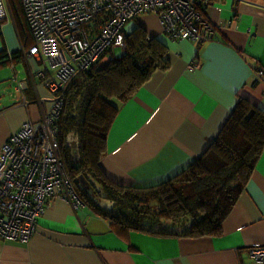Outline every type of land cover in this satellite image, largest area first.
Instances as JSON below:
<instances>
[{
    "label": "crops",
    "instance_id": "crops-1",
    "mask_svg": "<svg viewBox=\"0 0 264 264\" xmlns=\"http://www.w3.org/2000/svg\"><path fill=\"white\" fill-rule=\"evenodd\" d=\"M202 11L217 25L203 43L162 34L153 13L124 24L126 33L141 26L160 39L169 66L154 70L119 104L99 160L109 179L142 186L163 181L201 155L239 98L264 110V78L258 77L264 71V0H211ZM5 25L4 48L21 52ZM45 61L22 56L27 75L17 79L9 101L0 96V147L51 107L52 93L38 74L54 75L55 69ZM107 62L105 57L100 66ZM98 203L109 206L105 199ZM221 228L219 236L199 238L136 231L120 236L89 205L75 208L50 197L28 242L0 239V264H251V250L264 246V147Z\"/></svg>",
    "mask_w": 264,
    "mask_h": 264
},
{
    "label": "trees",
    "instance_id": "trees-1",
    "mask_svg": "<svg viewBox=\"0 0 264 264\" xmlns=\"http://www.w3.org/2000/svg\"><path fill=\"white\" fill-rule=\"evenodd\" d=\"M166 54L167 46L160 39L136 26L125 32L119 58L112 56L104 66L75 75L64 90L57 120L59 154L79 197L106 219L116 234L219 236L222 222L245 188L264 147V110L259 105L239 98L201 155L163 181L124 185L109 179L99 165L119 104L154 70L169 66ZM19 61L20 51L0 50V67H14ZM71 132L77 138V161L67 142ZM79 175L85 176L109 206H101L81 189Z\"/></svg>",
    "mask_w": 264,
    "mask_h": 264
},
{
    "label": "built area",
    "instance_id": "built-area-1",
    "mask_svg": "<svg viewBox=\"0 0 264 264\" xmlns=\"http://www.w3.org/2000/svg\"><path fill=\"white\" fill-rule=\"evenodd\" d=\"M32 44L22 56L45 57L54 75H44L52 105L39 119L22 123L0 147V239L26 243L50 197L77 208L84 202L59 154L57 120L71 79L102 65L108 50L123 47L124 24L139 14L155 13L171 39L203 43L216 23L202 9L209 0H20ZM8 0H0V35L9 20ZM264 78V71H258ZM252 263L264 264V246L251 250Z\"/></svg>",
    "mask_w": 264,
    "mask_h": 264
},
{
    "label": "rangeland",
    "instance_id": "rangeland-1",
    "mask_svg": "<svg viewBox=\"0 0 264 264\" xmlns=\"http://www.w3.org/2000/svg\"><path fill=\"white\" fill-rule=\"evenodd\" d=\"M9 5H10V16H9V20L8 21H4V24L6 28L13 30L14 35H15V43L18 44V47L16 48H22L21 44H20V40L22 41V45L24 46V48L27 50V48L29 47V45L32 44V39L30 37L28 28L26 26V22H25V18H24V14L21 8V5L19 3V0H9ZM151 12H149L148 14H150ZM145 14V13H143ZM154 15H156L155 13H153ZM136 18L130 19L126 25L125 28H127V25L130 22H135ZM161 27V26H160ZM161 32H162V27H161ZM163 34V32H162ZM1 37V36H0ZM4 38L6 40L7 39V35L4 34ZM1 42V48L3 46L4 48V41H2V39H0ZM8 43V42H7ZM6 43V47L8 46ZM13 51V50H11ZM122 53V47H115L114 49H112V51L107 52L106 54L109 56H113L115 58H119L121 56ZM45 59V57H44ZM46 62V61H45ZM47 63V62H46ZM15 70L13 69L12 66L7 65V66H1L0 67V96L3 98L4 97V101L7 102L11 99L12 94H14V90L18 85V80L17 79H21L23 77H25L27 75L26 72V68H25V62H17L15 64ZM47 68H49L50 70H52V68H50L49 63L45 64ZM16 71H18L16 73ZM17 74V76H16ZM67 142H68V146L70 147V152L72 153V155L74 156V159L76 157V161L78 160V144H77V138L74 132H71L67 138ZM77 181L79 186L81 187V189L85 192H88L90 195V197H92L93 199H95L96 197H98L99 199H97V201H102L103 198L99 197L98 194L93 190L92 187H90L89 181L85 178V176H78L77 177Z\"/></svg>",
    "mask_w": 264,
    "mask_h": 264
}]
</instances>
